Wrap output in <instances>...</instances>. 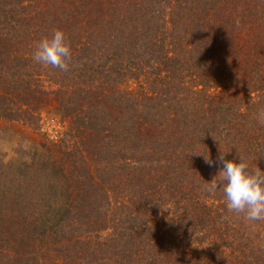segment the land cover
Listing matches in <instances>:
<instances>
[{
    "label": "trees",
    "instance_id": "trees-1",
    "mask_svg": "<svg viewBox=\"0 0 264 264\" xmlns=\"http://www.w3.org/2000/svg\"><path fill=\"white\" fill-rule=\"evenodd\" d=\"M57 29L67 71L33 60ZM261 111L264 0H0V121L37 136L0 154V264H264L203 188L264 171Z\"/></svg>",
    "mask_w": 264,
    "mask_h": 264
},
{
    "label": "clouds",
    "instance_id": "clouds-1",
    "mask_svg": "<svg viewBox=\"0 0 264 264\" xmlns=\"http://www.w3.org/2000/svg\"><path fill=\"white\" fill-rule=\"evenodd\" d=\"M33 60L43 66H52L61 71L69 69L72 60L71 48L64 32L54 30L51 37L42 38L36 45ZM259 122L264 124V111L258 115ZM224 153L218 162L223 166L212 181L203 188L209 193L223 190L227 208L235 213H243L249 221L264 220V171L257 166L250 167L247 159L239 153V162L225 160ZM205 157V156H204ZM205 162L213 161L207 154Z\"/></svg>",
    "mask_w": 264,
    "mask_h": 264
},
{
    "label": "rangeland",
    "instance_id": "rangeland-1",
    "mask_svg": "<svg viewBox=\"0 0 264 264\" xmlns=\"http://www.w3.org/2000/svg\"><path fill=\"white\" fill-rule=\"evenodd\" d=\"M27 131L15 122L5 123L0 121V154H5L4 157H8L17 144L23 142L22 140L27 144V141H33L37 137L32 132L25 135Z\"/></svg>",
    "mask_w": 264,
    "mask_h": 264
}]
</instances>
